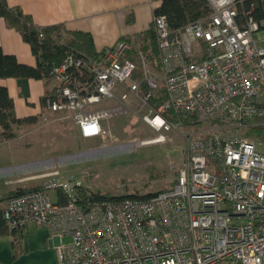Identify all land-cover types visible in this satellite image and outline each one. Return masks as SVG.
<instances>
[{
	"label": "built area",
	"instance_id": "built-area-1",
	"mask_svg": "<svg viewBox=\"0 0 264 264\" xmlns=\"http://www.w3.org/2000/svg\"><path fill=\"white\" fill-rule=\"evenodd\" d=\"M207 1L208 14L177 31L155 12L157 59L144 49L134 59L126 38L95 57L67 52L45 96V107L70 113L83 138L107 134L103 119L113 113L96 106L131 96L147 106L144 120L157 132L187 119L210 124L207 134L185 133L171 186L91 200L90 191L79 197L80 181L52 178L7 198L10 232L48 227L60 264H264V138L243 132L264 129V44L256 37L264 0ZM160 90L165 99L154 107ZM52 187L66 201L53 199Z\"/></svg>",
	"mask_w": 264,
	"mask_h": 264
},
{
	"label": "rangeland",
	"instance_id": "rangeland-1",
	"mask_svg": "<svg viewBox=\"0 0 264 264\" xmlns=\"http://www.w3.org/2000/svg\"><path fill=\"white\" fill-rule=\"evenodd\" d=\"M256 37L264 44V30L258 31ZM140 43L131 53L134 59L139 57ZM148 49L157 59V45ZM152 71L158 73L155 65ZM159 92V96L164 94L163 90ZM96 107L113 113L103 119L106 136L83 138L70 113L54 112L44 106L36 122L15 126V137L2 140L6 142L0 146V165L22 164L15 168V175L34 177L40 182L36 186L54 178L80 181L82 186L101 194L145 195L168 188L175 180L185 159L186 132L202 135L210 132V124L191 119L180 126L175 124L169 131L157 132L145 122L148 108L136 96L128 101H107ZM243 132L250 136V128ZM157 137L164 138L160 142L141 144ZM53 170L56 175H49ZM49 193L56 199L58 189L52 187Z\"/></svg>",
	"mask_w": 264,
	"mask_h": 264
},
{
	"label": "crops",
	"instance_id": "crops-1",
	"mask_svg": "<svg viewBox=\"0 0 264 264\" xmlns=\"http://www.w3.org/2000/svg\"><path fill=\"white\" fill-rule=\"evenodd\" d=\"M11 7H19L42 27L62 25L69 31L89 32L97 51L126 38L136 47L143 34L153 28L155 8L160 0H7ZM141 44V43H140ZM0 46L4 52L14 54L29 65H36L37 58L22 33L10 26L0 15ZM140 46V45H139ZM137 48V47H136ZM14 99L18 117H40L44 112V98L55 86L54 79L29 78L18 81L14 77L0 78ZM0 142V146L2 143ZM18 164L0 165V212L7 198L15 191L36 186L31 176L15 175ZM53 170L52 172H54ZM35 176V175H33ZM57 194V198L60 197ZM56 198V199H57ZM59 238L48 227L30 224L22 233L13 237L0 235V264H60L57 245Z\"/></svg>",
	"mask_w": 264,
	"mask_h": 264
},
{
	"label": "trees",
	"instance_id": "trees-1",
	"mask_svg": "<svg viewBox=\"0 0 264 264\" xmlns=\"http://www.w3.org/2000/svg\"><path fill=\"white\" fill-rule=\"evenodd\" d=\"M160 1V5L155 8V12L165 15L171 29L174 31L181 29L190 21L205 16L210 10V5L207 0ZM0 15L6 19L10 26L15 27L22 33L23 38L29 42L32 51L37 58L36 65H29L19 61L14 54L4 52L0 46V78L14 77L20 82L28 80L29 78L46 79L50 78V71L64 60L69 51L85 57H95L98 54L93 37L89 32L79 30L69 31L64 29L62 25L48 27L39 26L33 21L30 15L25 14L19 7H11L7 0H0ZM155 44V31L154 28H151L143 34L140 46L144 50H149L148 47ZM133 58L135 57L133 56ZM164 99V94L159 97L154 96L151 99V103L158 106V104ZM37 118V116L18 117L15 111L13 97L10 95L8 88L5 85L0 84V142L4 139L15 137V126L27 122H36ZM169 118L171 120H176V116L173 114L169 115ZM249 134L251 137L264 138V129L251 128ZM35 187L39 186L23 188L22 190L15 191L11 195ZM57 189L60 200L66 201L62 189ZM77 190L79 197L84 198L88 196L87 192L90 191L91 193L88 197L91 200L114 197L112 195L94 192L85 186L77 187ZM149 195L150 193L145 194L144 196ZM84 198H80V200H83ZM3 233H10L15 237L22 232H10L3 219L2 212H0V235Z\"/></svg>",
	"mask_w": 264,
	"mask_h": 264
},
{
	"label": "bare ground",
	"instance_id": "bare-ground-1",
	"mask_svg": "<svg viewBox=\"0 0 264 264\" xmlns=\"http://www.w3.org/2000/svg\"><path fill=\"white\" fill-rule=\"evenodd\" d=\"M160 141H162V139L147 140V141L141 142V144H150V143H156V142H160Z\"/></svg>",
	"mask_w": 264,
	"mask_h": 264
}]
</instances>
